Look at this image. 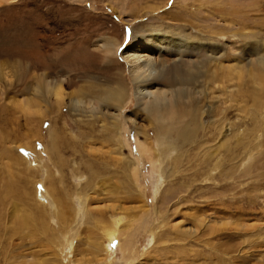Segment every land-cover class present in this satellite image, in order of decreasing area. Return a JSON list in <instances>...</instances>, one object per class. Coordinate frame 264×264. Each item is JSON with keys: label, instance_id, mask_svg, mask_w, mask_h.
Returning a JSON list of instances; mask_svg holds the SVG:
<instances>
[{"label": "rangeland", "instance_id": "rangeland-1", "mask_svg": "<svg viewBox=\"0 0 264 264\" xmlns=\"http://www.w3.org/2000/svg\"><path fill=\"white\" fill-rule=\"evenodd\" d=\"M159 33L183 39L155 43L179 115L154 123L121 55ZM251 51L264 58V0H0V264H264V67L256 101L245 74L214 80ZM61 81L124 88L120 118L107 98L52 111L43 83ZM23 99L45 105L39 125Z\"/></svg>", "mask_w": 264, "mask_h": 264}, {"label": "bare ground", "instance_id": "bare-ground-1", "mask_svg": "<svg viewBox=\"0 0 264 264\" xmlns=\"http://www.w3.org/2000/svg\"><path fill=\"white\" fill-rule=\"evenodd\" d=\"M181 39L180 38L174 39V38L167 36L165 34H162V33L154 34V39L148 40V38H147V40H145L146 41L145 44L140 43L139 45L137 44L135 46L129 45L131 48L129 46H127L129 48H126L124 50L123 55H121L122 59L124 60L125 68L127 69V72L130 75V78H131L133 84L134 85H139V84L143 85L142 91H139L137 93L138 94L137 99H138V101L145 103V105H148L149 112L151 113L150 116L153 119L154 123H157L159 121H163L165 119V115L170 116V114H169V113H171L170 108L172 111V107L177 105L176 102H173V98L176 95V93L178 92V90L174 89L173 86L172 87L156 86V84H157L155 82L156 78L160 74H163L165 71H167L168 68H170L171 66L168 63H161L155 58L156 55L161 56V54H159V52H158L159 49H157L155 47V43L161 42L158 46H160L161 49H166L168 47H167V44H164V42H168L169 40H171L175 44L176 43L180 44V42H182ZM184 41H185V43H191L193 45H196V43H197L195 41L192 42V40H190L189 38L184 39ZM133 43H136V41L135 42L133 41ZM117 45H118V43L113 42V41H112V43L108 42V43L103 44V48L105 50L104 52L106 53V55H111V54L115 55ZM180 46L181 45H179L178 47H180ZM178 47H177V49H178ZM177 49H175L174 51H176ZM251 55H254L253 51L249 52V57H247L248 56L247 55L245 58L247 60V62L244 63L243 66H241V67L240 66L238 67V65L236 63H233V64L228 65V66H224V65L220 64V66H218V71L214 72V76H215L214 80L215 81L216 80H224V81L225 80H228V81L231 80L232 82H233V80H237V82L239 83V81L242 82V80H243L242 74H245L247 76L249 86L252 87L253 92L255 94L253 101H256L257 96L259 95V91H258V89L255 88V86L258 85L260 82L261 77H260V74L258 73V71L261 70L262 67H264V58L262 56H260L259 59L254 60V58L250 57ZM255 55H257V53ZM113 63L116 64L115 62H113ZM176 63L177 62L174 61V64H172V66H174V65L176 66ZM190 65L191 66H188V65L187 66L188 67L196 66V69L197 68L199 69V70L198 69L197 70L200 72V74L202 73L200 71L202 68L200 67L199 64L192 63ZM246 66H249V67L247 69H245ZM218 74L220 75V77H218L219 76ZM5 75H7V73L4 74L2 72V69H0V81L2 80L3 76H5ZM202 75H204V74H202ZM207 75H208V73H206V75H204V76H207ZM43 84H44L43 92L46 94L45 100L49 101L48 103H46L47 107L48 106L51 107L52 111H56V112H58L57 110L60 109L64 105V103L66 102L67 104L72 106L73 109H75V110L81 109V110L86 111V110L91 109L92 111L91 110L90 111L93 113V112H96L98 110V103L99 102L104 103L106 98H107V100H109L111 103H113V105L111 107V105L109 104L106 107L105 112H107V111L109 112V110L111 108H115V109H117V112H118V114L117 113L116 114L119 117L120 112H121L120 110L123 107V102H125L124 98L127 94V92L125 91L124 88L117 87L115 89H111L106 94L104 92L105 95L98 94L97 96L92 97L90 95L87 96L88 93L86 94L84 92L85 93L84 94L82 92L83 87H80L77 91H74V92L72 91V92L66 93L65 89L63 88V81L55 83V84H52L51 82H44ZM135 88H137V87H135ZM39 90H40L39 85H38V83H36L34 88L32 89L33 95L35 97H39L37 94V92ZM86 92H88V91H86ZM182 92L186 93V92H188V90L184 89ZM86 97H89V98L86 100ZM102 97H103V99H102ZM256 103H258V102H256ZM175 108H173V109L176 110ZM15 109L19 110L22 114H24L26 116L25 118H30L31 120H33L38 125L41 122L42 118H44L46 116L45 115V113H46L45 105H43V108H42V106L39 103L35 104V102H33V100H31V99H23V100L17 101ZM174 110L171 113L172 114L171 118H174V117L179 115V113L174 111ZM186 113H189V112H186ZM130 123L133 124L135 127H136V125L140 126V125L136 124V122L133 120H131ZM141 128L143 130V125H141V127H139L138 129H141ZM50 136H52V135H50ZM51 145L52 144H50V146ZM52 148H56V147L52 146ZM52 148H51V150H52ZM58 162L60 163L59 160H58ZM86 214L87 213L85 211L84 217L86 216ZM23 217L24 218L20 217L21 219H19V224L23 223L26 220L25 216H23ZM118 223H119V221L116 219V221L111 223L110 228L105 230L103 233L105 240L109 241V244L112 241H113L112 243H115V241H116L115 239L117 238L116 234L118 231L117 230ZM22 226H23V224H22ZM64 237L65 238L63 240H61V242L59 243V245L62 246L61 248L66 246L67 242H69V240L66 238V236H64ZM24 238H25V236H24ZM108 247H109V245H108ZM108 247L106 248L107 252H108ZM92 249L95 251L94 252L95 254L99 253L101 251L100 247H97V246H93ZM109 252L107 253V255H109ZM45 262H47V261L44 260V261L39 262L38 260L35 259L30 264H46Z\"/></svg>", "mask_w": 264, "mask_h": 264}]
</instances>
